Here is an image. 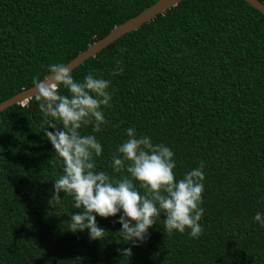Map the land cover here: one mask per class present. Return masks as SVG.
Returning a JSON list of instances; mask_svg holds the SVG:
<instances>
[{
  "label": "trees",
  "instance_id": "obj_1",
  "mask_svg": "<svg viewBox=\"0 0 264 264\" xmlns=\"http://www.w3.org/2000/svg\"><path fill=\"white\" fill-rule=\"evenodd\" d=\"M156 1L0 0V102ZM89 72L112 83L107 124L81 130L103 147L96 170L126 174L111 157L129 127L171 148L177 179L203 161V235L167 233L162 214L133 247L113 235L122 212L96 217L103 241L70 232L72 197L48 205L61 165L32 97L0 112V264H264V16L242 0H182L72 70Z\"/></svg>",
  "mask_w": 264,
  "mask_h": 264
},
{
  "label": "clouds",
  "instance_id": "obj_2",
  "mask_svg": "<svg viewBox=\"0 0 264 264\" xmlns=\"http://www.w3.org/2000/svg\"><path fill=\"white\" fill-rule=\"evenodd\" d=\"M33 85L34 99L46 125L43 133L55 152L49 163L61 165L48 205L52 209L60 205L61 193L72 197L73 208L78 211L70 215V232L87 229L91 240L103 241L109 232L98 225L96 217L107 219L122 212L115 221L121 229L113 235L133 247L149 238L148 230L162 214L167 233L188 230L190 238L203 235V161L177 179L171 148L129 127L125 130L127 139L111 157L113 172L126 174L115 178L97 171L95 158L102 156L103 147L95 135L82 134L81 130L91 126L99 133L107 124L103 109L112 106L111 81L92 72L77 81L69 65L54 62L47 66L43 79H33ZM61 87L67 95L61 94ZM253 219L264 227V213L257 212ZM118 251L122 256L133 255L131 248Z\"/></svg>",
  "mask_w": 264,
  "mask_h": 264
},
{
  "label": "water",
  "instance_id": "obj_3",
  "mask_svg": "<svg viewBox=\"0 0 264 264\" xmlns=\"http://www.w3.org/2000/svg\"><path fill=\"white\" fill-rule=\"evenodd\" d=\"M180 1L182 0H157L153 5L143 9L136 16L113 27L102 39L87 46L85 50L77 54L72 60L66 63V65H69L73 70L88 58L94 57L97 52L105 48L110 43L116 41L119 37L133 32L143 23L152 20L156 15L164 13L168 9L174 7ZM242 1L264 16V4L257 0ZM33 88L34 85L0 102V112L13 105L24 103L25 101L34 97Z\"/></svg>",
  "mask_w": 264,
  "mask_h": 264
}]
</instances>
